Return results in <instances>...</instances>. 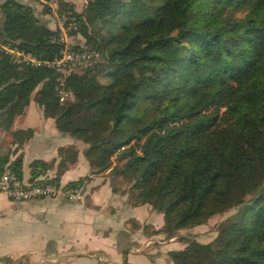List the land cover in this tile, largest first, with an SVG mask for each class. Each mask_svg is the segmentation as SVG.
<instances>
[{
	"label": "trees",
	"instance_id": "1",
	"mask_svg": "<svg viewBox=\"0 0 264 264\" xmlns=\"http://www.w3.org/2000/svg\"><path fill=\"white\" fill-rule=\"evenodd\" d=\"M59 12L104 64L71 73L73 101L62 104L53 69L0 52V101L14 92L0 104V128L36 91L43 116L87 146L92 174L111 169L132 206L162 214V229L148 234L170 238L236 208L211 242L168 252L173 264H264V0H86L80 14L61 1ZM58 35L31 6L0 0V44L51 62ZM12 136L20 148L32 131ZM9 158L0 154V178L9 169L23 180L21 157ZM49 168L33 161L28 181L60 185L64 160L55 178H42ZM87 180L62 187L78 191Z\"/></svg>",
	"mask_w": 264,
	"mask_h": 264
},
{
	"label": "crops",
	"instance_id": "2",
	"mask_svg": "<svg viewBox=\"0 0 264 264\" xmlns=\"http://www.w3.org/2000/svg\"><path fill=\"white\" fill-rule=\"evenodd\" d=\"M41 20L53 30L46 15ZM26 130L32 136L17 148L12 133ZM86 148L57 131L53 119L45 118L33 101L8 129L0 128V154L10 151L11 162L21 157L23 180H29L33 161L50 165L42 178H55L61 160L65 166L59 175L61 186L88 178L74 200L18 203L0 193V264H173L168 252L185 246L180 231L170 238L148 234L162 229V214L147 204L132 206L129 194L113 181L111 169L92 174L84 156ZM61 149H70L74 155L67 159L59 155ZM133 223L138 227L133 228Z\"/></svg>",
	"mask_w": 264,
	"mask_h": 264
},
{
	"label": "built area",
	"instance_id": "3",
	"mask_svg": "<svg viewBox=\"0 0 264 264\" xmlns=\"http://www.w3.org/2000/svg\"><path fill=\"white\" fill-rule=\"evenodd\" d=\"M72 29L76 30V23L71 24ZM59 29L63 32L59 24ZM59 43L63 48L53 61L42 62L35 59L32 55L19 51L12 46L0 44V52L10 55L15 61L24 63L28 66L46 65L53 69L57 74V89L58 94L62 93L65 97L72 96L69 89L66 88L65 82L67 77L72 73L70 66L89 65L91 55L88 54L85 47L74 49L67 45L66 37H59ZM67 90L65 93L62 91ZM64 99V98H63ZM60 100V98H59ZM61 103V101H60ZM0 193L4 194L12 202H30L43 199H79L78 191L65 190L61 185L52 184H34L29 181L19 180L12 171L6 169L0 178Z\"/></svg>",
	"mask_w": 264,
	"mask_h": 264
},
{
	"label": "rangeland",
	"instance_id": "4",
	"mask_svg": "<svg viewBox=\"0 0 264 264\" xmlns=\"http://www.w3.org/2000/svg\"><path fill=\"white\" fill-rule=\"evenodd\" d=\"M31 1V7L34 11L35 16L41 20L45 15L50 19L49 23L51 24L50 27L53 28V30H58L59 35L58 38L61 36L66 37V43L68 46L78 49L81 47H85L86 51L89 55H91L89 60V65L86 67L83 66H70L72 73H78L82 74L86 68H93L95 66L103 65L104 64V57L97 51L91 49L89 44L86 43V38L84 34L80 31L81 28H79L80 24H76V30L72 29L71 24L73 23L74 19H71V24L68 23L67 20L68 14L65 12H59V3L62 0H30ZM21 3V1L19 0ZM64 2V1H62ZM75 4H72L70 2H65L69 7L74 9V11L78 14L82 13L86 8V0H74ZM42 21V20H41ZM82 21H84L82 19ZM44 23V22H43ZM67 23V24H66ZM47 24V23H46ZM59 24L61 28L63 29V32L59 29ZM48 26V25H47ZM87 33H91V29L87 26ZM99 82L101 84H105L107 80L99 76L98 78ZM67 90L65 89L62 91L65 93ZM36 92V91H35ZM35 92L31 96V101L34 102V95ZM14 92H9L4 99L0 101V104H5L9 100L13 98ZM60 101L62 104H65L67 102L73 101V94L72 96L65 97L62 93L58 94ZM64 98V99H63ZM115 163V160L113 158V165ZM236 211V208H232L222 214L215 215L211 217L209 220L206 221L205 224L201 226H196L190 229H185L180 231V240L184 242H190L191 240L196 241L201 244H207L211 242L217 235V229L218 226L222 221H224L226 218L233 215ZM158 213V212H157ZM160 215V213H158Z\"/></svg>",
	"mask_w": 264,
	"mask_h": 264
}]
</instances>
